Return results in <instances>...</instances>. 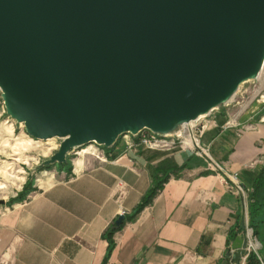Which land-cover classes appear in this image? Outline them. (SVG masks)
<instances>
[{"label":"water","instance_id":"95a60500","mask_svg":"<svg viewBox=\"0 0 264 264\" xmlns=\"http://www.w3.org/2000/svg\"><path fill=\"white\" fill-rule=\"evenodd\" d=\"M263 63L264 0H0L6 113L32 138L62 139L44 165L127 133L173 134Z\"/></svg>","mask_w":264,"mask_h":264},{"label":"crops","instance_id":"0c3cea01","mask_svg":"<svg viewBox=\"0 0 264 264\" xmlns=\"http://www.w3.org/2000/svg\"><path fill=\"white\" fill-rule=\"evenodd\" d=\"M231 109L213 110L199 136L221 169L189 149H151L123 135L103 146L105 159L80 152L43 169L0 208V264H234L232 244L246 230L259 244L258 264H264V194L263 218L255 216V231L249 226V193L264 164L251 163L263 149L264 123L258 117L249 120L255 129L225 127ZM253 110L254 118L264 106L256 103ZM162 163L168 180L126 219ZM234 182L248 189L246 199L230 189ZM121 214L108 253L104 233Z\"/></svg>","mask_w":264,"mask_h":264},{"label":"built area","instance_id":"2783aa9c","mask_svg":"<svg viewBox=\"0 0 264 264\" xmlns=\"http://www.w3.org/2000/svg\"><path fill=\"white\" fill-rule=\"evenodd\" d=\"M247 84H249V87L246 86ZM256 103H258L259 106H264V78H261L260 75L255 79L243 82L239 86L232 100L224 105L232 106V109L227 114L228 116L224 126H241L243 129H255L256 125L250 123L249 120L252 119L255 114V111H251V108ZM2 112L6 113L4 101H2ZM210 113H212V111ZM210 113L199 117L193 122L185 124L180 130L173 134L158 135L145 129L134 135L127 133L123 134V136H128L131 139L132 137H135L140 144L151 149H172L175 147L189 149L196 155L204 158L210 168L221 169L220 164L214 161L210 156L208 147L201 145L199 141L200 134L206 129L210 122V119H207V116L210 115ZM244 114L248 115L247 119L246 121L241 122L240 119ZM6 117L7 121L10 116L7 114ZM257 121L259 123H264V114L260 115ZM262 145L263 149L260 156L251 163V166L256 163H264V137L262 139ZM87 147L89 148L87 153L94 155L100 160L105 159L103 146L96 144H88L84 148H74L68 153V155L77 156ZM230 189L240 195L243 199L247 198L248 189L243 187L240 183L234 182V184L230 186ZM245 238L246 244L243 248V254L238 264H246L250 252L257 253L258 246L255 244L258 242L252 237L251 231L246 230Z\"/></svg>","mask_w":264,"mask_h":264},{"label":"rangeland","instance_id":"374dc122","mask_svg":"<svg viewBox=\"0 0 264 264\" xmlns=\"http://www.w3.org/2000/svg\"><path fill=\"white\" fill-rule=\"evenodd\" d=\"M246 86L249 87V84ZM2 101L0 92V208L12 197H17L31 179L37 180L43 169L51 166L44 165V162L58 150L62 141L58 137L47 140L32 138L22 123L11 117L6 121L7 113L2 112ZM261 113L264 111L259 112L251 121L255 122ZM247 116L242 117V120ZM68 157L71 160L75 158L67 155V160Z\"/></svg>","mask_w":264,"mask_h":264},{"label":"trees","instance_id":"16d2710c","mask_svg":"<svg viewBox=\"0 0 264 264\" xmlns=\"http://www.w3.org/2000/svg\"><path fill=\"white\" fill-rule=\"evenodd\" d=\"M164 169H165V164L162 163L159 166L158 173L154 176L152 183L150 184V186L148 187L146 192L143 194L139 203L136 205V207L134 208L132 213L130 215L126 216V219H128V220L133 219L138 212H140L147 204H149L152 201L154 196L161 189L163 183L166 180H168L169 174H168V172H165ZM249 194H250V199H251V201H249V226L251 228H253L255 231V227L253 225V220L255 219V216L258 214V215L262 216L260 220H262V218H263V214H262L263 211H261L262 206L259 203V201H261V199H263V198H261V196L264 194V164L262 167V174L257 179V181L254 185V188H252V190L250 191ZM114 221L111 223V225L106 229V231L104 233L105 237L109 240L108 253H109V251L113 245V241H112L113 233L116 230L120 229L122 226V224H121V226L119 228H115L114 227ZM251 263L252 264H258L257 258L253 252H250L248 257H247V264H251Z\"/></svg>","mask_w":264,"mask_h":264},{"label":"bare ground","instance_id":"6f19581e","mask_svg":"<svg viewBox=\"0 0 264 264\" xmlns=\"http://www.w3.org/2000/svg\"><path fill=\"white\" fill-rule=\"evenodd\" d=\"M264 63H263V67H262V70H261V72L259 73V75L261 76V78H264ZM204 114H201V115H199L198 117H202ZM190 122H193V121H190ZM88 151V149L86 148V149H83L82 151H81V153H85V152H87ZM256 246H258L259 244L258 243H256L255 244Z\"/></svg>","mask_w":264,"mask_h":264}]
</instances>
